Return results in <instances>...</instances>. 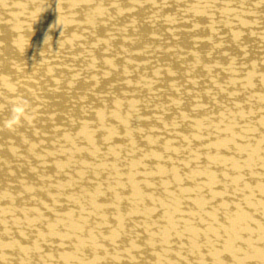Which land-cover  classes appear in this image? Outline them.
I'll return each mask as SVG.
<instances>
[{"label":"bare ground","instance_id":"obj_1","mask_svg":"<svg viewBox=\"0 0 264 264\" xmlns=\"http://www.w3.org/2000/svg\"><path fill=\"white\" fill-rule=\"evenodd\" d=\"M0 264H264V0H0Z\"/></svg>","mask_w":264,"mask_h":264}]
</instances>
